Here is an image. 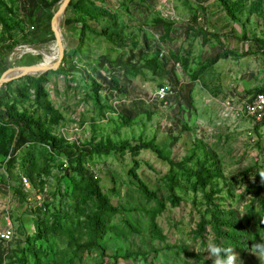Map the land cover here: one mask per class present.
Returning <instances> with one entry per match:
<instances>
[{"label":"rangeland","instance_id":"1","mask_svg":"<svg viewBox=\"0 0 264 264\" xmlns=\"http://www.w3.org/2000/svg\"><path fill=\"white\" fill-rule=\"evenodd\" d=\"M64 1L0 0L11 67L56 62L55 35L25 39ZM72 2L88 24L64 15L61 66L0 87V228L15 233L0 264H214L213 244L264 264V120L244 113L264 91V0Z\"/></svg>","mask_w":264,"mask_h":264},{"label":"trees","instance_id":"2","mask_svg":"<svg viewBox=\"0 0 264 264\" xmlns=\"http://www.w3.org/2000/svg\"><path fill=\"white\" fill-rule=\"evenodd\" d=\"M75 4L74 2H72L70 4V6L68 7L67 11H66V16H68L67 18L70 21L75 22L76 26H80L81 28H85L87 27L88 24V19L86 17H84L83 15H81L78 11H76L75 8ZM40 8L37 9L34 12V16H33V33H30L28 36H26L25 42L28 43H32V42H37L39 40H41L42 38L44 39H49L50 37H53L54 34L51 31V27H50V23L51 21L48 19L43 18V15L45 13L44 9L42 8V6H39ZM70 10H74L73 14L70 12ZM17 45V43H14L13 47L11 48L12 50L15 48V46ZM253 46L251 45V49L250 51H253ZM260 51L262 53H264V44L262 45V47L260 48ZM8 55L9 53L6 51V49L4 47L0 48V72L1 73H5L10 67V62L8 59ZM58 55V51L57 54ZM67 52L65 51V57H67ZM22 64V63H20ZM24 64V63H23ZM23 66H28V65H23ZM264 92V91H263ZM128 144L123 145L122 147L119 148H112V147H106V146H102L98 149L99 152L101 153H110L112 150H124L126 147H128ZM147 148V149H153L155 151H157L156 146H154L153 144H144L142 146L139 147L140 150ZM194 176H196V179L203 185L206 186L209 182L208 180V176L206 175L205 172V167H200L198 170L193 172ZM262 204L264 205V202L262 201ZM219 221L216 220L215 223V228L216 230L219 232ZM231 227H233L232 225H230ZM200 227L202 228L203 225H200ZM234 228V227H233ZM101 230L99 228V231L97 234H100ZM227 235V234H226ZM229 237L231 239H233L234 241H237L235 235L233 233L229 234ZM130 256H133L134 254L129 253ZM113 259L116 260V263L119 261L120 256L119 255H115L113 257Z\"/></svg>","mask_w":264,"mask_h":264},{"label":"built area","instance_id":"3","mask_svg":"<svg viewBox=\"0 0 264 264\" xmlns=\"http://www.w3.org/2000/svg\"><path fill=\"white\" fill-rule=\"evenodd\" d=\"M166 92V89H161ZM244 113L255 121L264 120V92H259L253 96L244 109ZM25 192L27 193L26 207L31 211H36L43 206L45 198L42 192H37L32 186L31 181L27 177L22 178ZM34 191V192H32ZM14 230L12 228H0V240L10 242L14 239Z\"/></svg>","mask_w":264,"mask_h":264},{"label":"water","instance_id":"4","mask_svg":"<svg viewBox=\"0 0 264 264\" xmlns=\"http://www.w3.org/2000/svg\"><path fill=\"white\" fill-rule=\"evenodd\" d=\"M72 0H65L64 4L61 6L57 14L54 15V17L51 20L50 27L51 31L54 33L57 41H58V56L57 60L53 64H42V65H28V66H13L9 68L1 77L0 79V87L3 86V84L10 82L12 79L24 77L30 74H39V73H46L52 70H57L61 64L62 60L65 57V44L64 39H62L58 33L52 28V22L58 18L63 17L66 14V11L70 5ZM11 74V77H10ZM15 74V75H12Z\"/></svg>","mask_w":264,"mask_h":264},{"label":"clouds","instance_id":"5","mask_svg":"<svg viewBox=\"0 0 264 264\" xmlns=\"http://www.w3.org/2000/svg\"><path fill=\"white\" fill-rule=\"evenodd\" d=\"M264 176V173L261 174ZM254 255L264 257V243H256L252 247ZM209 255L214 257V264H236L237 256L233 249L222 248L216 244L209 246Z\"/></svg>","mask_w":264,"mask_h":264},{"label":"bare ground","instance_id":"6","mask_svg":"<svg viewBox=\"0 0 264 264\" xmlns=\"http://www.w3.org/2000/svg\"><path fill=\"white\" fill-rule=\"evenodd\" d=\"M64 17V16H63ZM63 17H58L52 22V28L58 33V35L64 39V34L62 30V19ZM25 49V48H24ZM27 50V49H26ZM56 50L58 51V41L56 43ZM24 51V50H23Z\"/></svg>","mask_w":264,"mask_h":264}]
</instances>
